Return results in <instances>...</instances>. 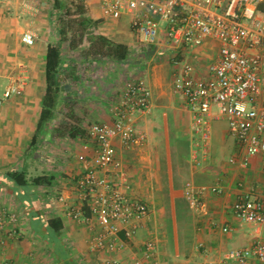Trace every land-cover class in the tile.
<instances>
[{"label": "crops", "instance_id": "1", "mask_svg": "<svg viewBox=\"0 0 264 264\" xmlns=\"http://www.w3.org/2000/svg\"><path fill=\"white\" fill-rule=\"evenodd\" d=\"M22 1L0 0V98L12 83L23 88L0 103V236L15 230L0 244V264H104L107 259L119 264H189V254L202 257V264L262 237L257 226L239 221L231 210L241 195L264 199L262 158L251 156L241 166L242 153L227 121L214 118L211 134L215 131L216 140L211 143L210 138V152L199 154L200 164H195L191 116L172 86L170 56L177 54L194 67V76L205 78L217 56L215 42L165 50L133 37L134 42L124 21L128 19H105L100 0H83L85 11L70 15L53 9V0H32L38 11L30 14ZM82 16L91 20L85 29L67 22ZM26 30L36 35L32 45L22 42ZM50 45L60 47L63 82L52 117L39 127ZM140 76L152 93L151 110L135 120L146 139L130 148L116 142V150L132 193L146 203L149 214L132 238L121 235L115 250L91 252L97 224L91 218H71L58 198L64 196L67 205L79 204L75 181L83 166L78 157H90L94 146L86 128L93 122L111 123V107L125 83ZM18 175L25 184L17 181ZM188 181L200 190L199 207L184 196ZM214 185L221 193L211 192ZM10 213L16 215L14 223L7 222ZM225 225L230 228L226 234L221 231ZM149 240L156 246L151 258L143 248Z\"/></svg>", "mask_w": 264, "mask_h": 264}, {"label": "built area", "instance_id": "2", "mask_svg": "<svg viewBox=\"0 0 264 264\" xmlns=\"http://www.w3.org/2000/svg\"><path fill=\"white\" fill-rule=\"evenodd\" d=\"M22 8L30 14L38 11L32 0H23ZM100 9L105 19L127 18L130 32L144 45L177 51L215 42L217 56L205 78L194 76V67L177 54L170 56L172 86L191 116L195 146L192 159L199 165V154L210 152L211 120L224 118L242 153L239 164L247 166L248 158L256 155L264 163V0H100ZM35 37L34 32L26 30L21 39L32 45ZM22 89L18 82L8 85L0 103L20 95ZM151 100L145 77L125 83L111 107L113 121L93 122L86 128L94 146L90 157H78L83 166L75 181L79 204L67 205L64 196L58 198L66 204L68 216L78 220L91 218L97 224L98 231L90 239L91 252L115 250L121 235L132 238L149 214L146 203L132 193L116 142L124 148L144 143L145 134L137 130L135 120L138 114L151 110ZM83 147L88 149L87 144ZM229 161L234 163L235 159ZM210 190L221 193L222 189L214 185ZM183 192L191 206H200V190L192 182H186ZM231 210L239 221L257 226L262 237L250 245L225 250L202 264H264V199L244 194L232 203ZM15 220L16 215L10 213L7 222ZM2 225L0 220V228ZM221 231L226 234L230 228L225 225ZM14 233L12 229L0 236V244ZM203 245L199 243L198 247ZM143 248L146 257H153V241H147ZM154 261L152 264H157ZM104 264L119 262L107 259Z\"/></svg>", "mask_w": 264, "mask_h": 264}, {"label": "trees", "instance_id": "3", "mask_svg": "<svg viewBox=\"0 0 264 264\" xmlns=\"http://www.w3.org/2000/svg\"><path fill=\"white\" fill-rule=\"evenodd\" d=\"M73 4L75 6H73ZM53 9L60 12L62 15H70L74 12L83 13L84 1L83 0H53ZM62 16L60 15L57 20L59 21ZM76 24L78 27L85 29L91 24V20L86 16L79 17L78 19H73L67 21ZM65 28L67 25H61ZM83 32L79 34L82 37ZM45 80L46 88L43 96V106L41 110V117L38 123L40 127L45 121L49 120L58 103V94L60 92L61 84L63 82V76L61 74L62 68V58L59 46H48L45 55ZM20 177V179H19ZM20 175L16 176L17 181L20 184H25L26 182ZM40 178H34L33 181H39ZM58 229V227H56Z\"/></svg>", "mask_w": 264, "mask_h": 264}, {"label": "rangeland", "instance_id": "4", "mask_svg": "<svg viewBox=\"0 0 264 264\" xmlns=\"http://www.w3.org/2000/svg\"><path fill=\"white\" fill-rule=\"evenodd\" d=\"M88 1H91L93 3H96L97 0H88ZM73 6H75V5L73 4ZM124 21H125L126 26L129 28V25H128L127 21L126 20H124ZM129 32H130V30H129ZM129 35H130L129 37L131 39L136 38L135 35L132 34L131 32L129 33ZM134 42H135V39H134ZM79 53H83V52L80 51ZM216 136L217 135H216L215 131H213V133L211 134V143H213L216 140ZM191 245H192V242L190 240L189 243H188V246L191 248ZM188 257H189V264H201V262L203 261V258L202 257L199 258V257H197L195 255H190L189 254Z\"/></svg>", "mask_w": 264, "mask_h": 264}]
</instances>
